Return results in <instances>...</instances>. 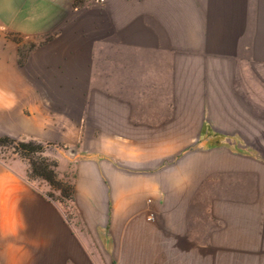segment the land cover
Segmentation results:
<instances>
[{
	"label": "crops",
	"instance_id": "0c3cea01",
	"mask_svg": "<svg viewBox=\"0 0 264 264\" xmlns=\"http://www.w3.org/2000/svg\"><path fill=\"white\" fill-rule=\"evenodd\" d=\"M75 1L0 0V131L79 142V119L63 97L59 106L49 100L37 76L83 71L87 41L99 85L109 76V91L127 95L98 101L96 123L108 128L92 145L102 159L57 160L59 177L73 169L72 218L45 196L49 185L27 182L26 162L0 159V264H264V0H141L140 10L119 0L141 19L89 40L80 23H67L77 35L47 37L69 21ZM10 33L37 42L29 71ZM105 182L110 199L81 190Z\"/></svg>",
	"mask_w": 264,
	"mask_h": 264
},
{
	"label": "rangeland",
	"instance_id": "374dc122",
	"mask_svg": "<svg viewBox=\"0 0 264 264\" xmlns=\"http://www.w3.org/2000/svg\"><path fill=\"white\" fill-rule=\"evenodd\" d=\"M129 6L127 8L133 10H140L141 9V0H130ZM75 5H79L78 9H75L73 15L69 18V21L66 22L65 26L62 28H57L54 32L47 34V37H55L61 35H77L78 30L68 29L67 23H80L84 27L80 30V35L84 38L89 40L90 38L99 37V36H109L110 25L116 24L119 22H123L127 19L133 20H140L141 13L140 12H126L125 6L121 5L119 0H76ZM8 36L14 40L15 42L19 43L18 49V62L23 68H27L29 71V51L36 46L37 42L32 41L31 39H26L23 35L18 33H10ZM86 49L85 54H83L82 58L85 62V69L76 70L71 69L69 71L68 76L64 77H55L54 78H46L44 76H37V81L39 84L43 85L49 92H47V96L50 98L53 103L56 105L60 102L61 97L66 102V108L70 114L72 120L75 118L79 119V128H81V138L79 142L75 144H69L67 146H63L54 142L52 145L48 146L44 152V155L50 159H55L56 161L62 155L66 158H69L71 161H82V160H91V161H99L103 158L98 151L94 150L93 148V140L94 137L99 133V129L108 126H100L97 122V106L98 101L100 99H117L125 100L126 92L123 90L125 86L117 85L118 89H122L123 91L118 92H110L111 86L109 85L110 79L109 76H105V85H99L98 81L100 80L99 77L95 76L97 69V59L94 55V45L92 42H88L84 45ZM75 57L70 55V61L73 60ZM204 61H198L199 65V78H198V85H197V93L198 96L202 99L198 102L199 108L196 110L198 113V118L205 116V109H204V96H205V76H204ZM60 71V69H59ZM83 72V75L78 76V72ZM85 72V73H84ZM31 77L30 72L26 75V79L29 80ZM187 75L183 76L184 79ZM33 78V77H32ZM189 78V77H188ZM103 79V78H102ZM192 77V81H193ZM59 84L60 86H64V88H68L67 92L58 93L54 91L53 88L54 84ZM114 88V87H113ZM46 95V94H45ZM188 90L185 86L182 87L181 92V100L182 105L184 106L185 103H189L188 101ZM140 96V93H139ZM203 100V101H202ZM55 106V105H54ZM59 106V105H57ZM55 106V107H57ZM140 111V110H137ZM181 111H192L194 112L195 109L189 110L188 108L182 109ZM74 128V126H71ZM108 131V130H107ZM264 132V131H263ZM264 134V133H263ZM19 137V136H17ZM48 142V141H43ZM88 142L91 145H88ZM264 146V141L262 142ZM21 159L23 162H27L26 159L21 158L17 154H13L10 151H0V159L4 162H11L12 159ZM58 163V162H57ZM72 165V164H71ZM126 168L125 166H120ZM58 173V169H57ZM73 175L72 166H69V169L65 171V177L63 178L71 181V177ZM27 182L33 186L34 188L41 189L43 184L45 183L48 185L46 181L40 178H31L26 175ZM107 182L104 183V186L98 188L94 186L91 189L89 186L86 187L84 185L81 186V190L85 195L90 196V192L93 191V196L95 198H102V199H110V193L106 191ZM49 190L45 192V196L47 192H52L54 197L58 198L59 191L53 189L49 186ZM136 191V190H135ZM141 191V190H139ZM123 193H118V197L123 196ZM145 201L148 198H151L152 195L150 193L142 194ZM47 197V196H46ZM48 198V197H47ZM49 199V198H48ZM51 200V199H49ZM58 203L62 209L63 213L65 214L66 218H72L74 216V206L73 202L63 201L60 202L58 200H52ZM151 214V213H150ZM149 214V216H150ZM220 262V259H218ZM264 263V260H263Z\"/></svg>",
	"mask_w": 264,
	"mask_h": 264
},
{
	"label": "trees",
	"instance_id": "16d2710c",
	"mask_svg": "<svg viewBox=\"0 0 264 264\" xmlns=\"http://www.w3.org/2000/svg\"><path fill=\"white\" fill-rule=\"evenodd\" d=\"M50 145H52L50 142L27 136L14 137L0 131V151H10L26 159L29 165L28 177L43 179L51 188L59 191L60 196L56 199L52 192H47L46 196L49 199L72 202L75 195L73 183L59 177L57 161L44 155L46 148Z\"/></svg>",
	"mask_w": 264,
	"mask_h": 264
},
{
	"label": "built area",
	"instance_id": "2783aa9c",
	"mask_svg": "<svg viewBox=\"0 0 264 264\" xmlns=\"http://www.w3.org/2000/svg\"><path fill=\"white\" fill-rule=\"evenodd\" d=\"M148 219H152V216L150 215Z\"/></svg>",
	"mask_w": 264,
	"mask_h": 264
}]
</instances>
